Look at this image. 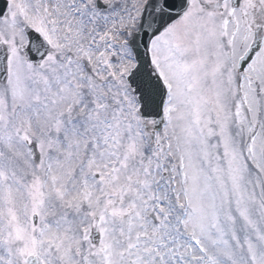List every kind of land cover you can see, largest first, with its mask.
<instances>
[{
	"label": "snow or ice",
	"instance_id": "1",
	"mask_svg": "<svg viewBox=\"0 0 264 264\" xmlns=\"http://www.w3.org/2000/svg\"><path fill=\"white\" fill-rule=\"evenodd\" d=\"M0 264H264V0H0Z\"/></svg>",
	"mask_w": 264,
	"mask_h": 264
}]
</instances>
